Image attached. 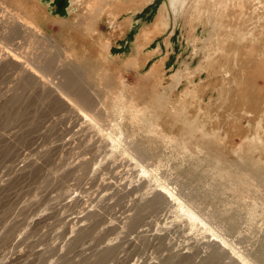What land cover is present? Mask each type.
I'll return each mask as SVG.
<instances>
[{
  "label": "rangeland",
  "instance_id": "obj_1",
  "mask_svg": "<svg viewBox=\"0 0 264 264\" xmlns=\"http://www.w3.org/2000/svg\"><path fill=\"white\" fill-rule=\"evenodd\" d=\"M197 1L0 0V264H264V19Z\"/></svg>",
  "mask_w": 264,
  "mask_h": 264
},
{
  "label": "bare ground",
  "instance_id": "obj_2",
  "mask_svg": "<svg viewBox=\"0 0 264 264\" xmlns=\"http://www.w3.org/2000/svg\"><path fill=\"white\" fill-rule=\"evenodd\" d=\"M177 1H180L182 4H186L187 2H189V0H170V3H171V5L173 6V7H175V3L177 2ZM208 0H198L197 1V3L196 4H194V8H191V12L193 13V12H198V13H203V11L205 10V8L208 6V2H207ZM223 1H225V2H230L233 6H234V10L235 11H237L240 7L241 8H253V9H255V12L256 13H258L259 15H260V17L261 18H263L264 19V0H223ZM95 2V1H94ZM152 2V0H124V3L127 5V6H125V8H126V10H127V12L130 10V9H132V8H136V10H138V9H142V8H145L146 6H148L150 3ZM102 3V2H101ZM107 3V2H106ZM108 5V4H107ZM107 5H104V6H107ZM94 7V6H93ZM111 7V6H110ZM191 7H192V5H191ZM90 8V7H89ZM109 8V7H108ZM113 8H115V7H113ZM113 8H112V10H113ZM143 10V9H142ZM136 12V11H135ZM136 14V13H135ZM201 16V15H200ZM199 16V17H200ZM190 17H192V15H190ZM165 18H166V10H165V8L164 7H162V8H160V12L158 13V16L156 17V20L154 19V22L151 24L152 25V27H149V29H151L153 32H154V34H156V33H158V32H160V30L162 29V27L164 26V24H165ZM127 19H129V18H127ZM126 19V20H127ZM125 20V21H126ZM191 19L190 18H188V21L189 22H191L190 21ZM143 29V28H142ZM152 31H149L148 29H143L142 30V32L138 35V37H137V42H136V46L138 47V45H139V40H141V39H144V38H146V36H149V35H151L153 32ZM155 31H157L156 33H155ZM142 37V38H141ZM153 37V36H152ZM152 37L150 38V39H152ZM246 37H248V35H246V36H239V40L240 39H244V38H246ZM149 39V40H150ZM263 45H264V42L262 43ZM261 49H262V56H261V63H257V67H259L260 69H264V68H262L261 66H263L264 67V47H261ZM138 52V51H137ZM252 52H253V48H252ZM239 57H240V59L243 61V64H241L242 65V67L243 68H245V60H247L248 58H246V55H247V57L250 55V53H249V50L247 51L245 48H244V46L242 45V44H237V53H236ZM261 72H264V71H261ZM252 73H256V72H252ZM211 75V73H209L208 74V76H210ZM257 86H258V81H256V83H255V85H254V87L255 88H257ZM262 89H263V87H261ZM244 99H246V96H242L241 97V100H244ZM82 118H84L85 120H89V115L88 114H86L85 112H79L78 113ZM107 114V113H106ZM84 121V120H83ZM102 122V121H101ZM89 123V122H88ZM95 123V122H94ZM102 125V124H101ZM94 126V125H93ZM92 126V127H93ZM83 127V126H82ZM95 127V126H94ZM99 127V126H98ZM97 127V125H96V129L98 128ZM90 128V127H89ZM93 129V128H92ZM100 130H98V133L101 135V137H102V139H103V141H105V143H107L106 141H108V142H111V141H109L108 140V138H106V136L107 135H105L104 133H101V132H104V131H101V128H99ZM93 130H95V129H93ZM111 130V129H110ZM90 131V130H89ZM96 131V130H95ZM107 132V131H106ZM94 133V132H93ZM114 133V132H113ZM117 133V132H116ZM91 134V133H90ZM96 134H97V131H96ZM115 134V133H114ZM118 134V133H117ZM116 134V135H117ZM99 135V136H100ZM256 136V135H255ZM110 137V136H109ZM263 138V137H262ZM110 139H111V137H110ZM112 140V139H111ZM114 142V141H113ZM112 142V143H113ZM121 142V141H120ZM66 143V142H65ZM72 143V142H71ZM104 143V144H105ZM117 144V143H116ZM114 145V144H113ZM255 146V145H254ZM263 146V145H262ZM93 147V146H92ZM115 147V146H114ZM119 147V146H118ZM115 149V148H114ZM222 149V148H221ZM251 149V148H250ZM254 149V148H253ZM256 149V148H255ZM219 150H220V148H219ZM231 150V149H230ZM91 151V150H90ZM114 151H116V150H114ZM233 151V150H232ZM250 151V150H249ZM251 152H253V151H251ZM222 154V153H221ZM106 157V156H105ZM227 157V156H226ZM252 157V156H251ZM126 160V159H125ZM120 161V160H119ZM251 163L252 164H255L254 163V161H251ZM109 164V163H108ZM112 167V166H111ZM122 167V166H121ZM240 167V166H239ZM142 168V167H141ZM124 170V169H123ZM123 173V172H122ZM110 174V173H109ZM114 174V173H113ZM121 174V173H120ZM126 175V174H125ZM147 175V174H146ZM112 176V175H111ZM113 176H115V175H113ZM149 176V175H148ZM152 176V175H151ZM121 177V176H120ZM123 177V176H122ZM150 177V176H149ZM145 178V177H144ZM137 180V179H136ZM155 180V179H154ZM110 181V180H109ZM131 182V181H130ZM158 182V181H157ZM126 183V182H125ZM152 184H153V182H151ZM155 183V182H154ZM123 184V183H122ZM134 184V183H133ZM155 185V184H154ZM159 186V187H158ZM136 188V187H135ZM152 191H157V193L159 194V195H161V197H163L164 199H166V201H167V205L169 206V207H177L176 208V210H179L178 209V207L180 208V209H184V208H182V205L178 202V200H177V196L175 197L174 195H173V193L169 190V189H167L166 188V186L164 187V185L162 186H160V184L159 185H157V186H153L152 185ZM128 189V188H127ZM121 194V193H120ZM117 195V194H116ZM132 197V196H131ZM127 198V197H126ZM130 200H132V199H130ZM180 200V199H179ZM115 201V200H114ZM158 201V200H157ZM152 202V204H154V205H156L155 204V202H156V200L154 199V200H151L150 201V203ZM118 203V202H117ZM132 203V202H131ZM125 204V203H124ZM133 204V203H132ZM116 205V204H115ZM120 205V204H119ZM184 205V204H183ZM122 206V205H121ZM139 207V206H138ZM184 207V206H183ZM104 209V208H103ZM135 209H136V206H135ZM140 209V208H139ZM151 209V208H150ZM175 209V208H174ZM127 210V209H126ZM187 210V209H186ZM148 211V210H147ZM189 211V210H188ZM187 211V212H188ZM149 212V211H148ZM161 212V211H160ZM170 212V211H169ZM181 212V211H180ZM180 212H175V213H180ZM185 212V211H184ZM143 213V212H142ZM182 213V212H181ZM180 213V214H181ZM186 213V212H185ZM184 213V214H185ZM190 213V212H189ZM164 214V213H163ZM119 215V214H118ZM182 215V214H181ZM188 215H190L191 216V218L193 217L192 216V214H188ZM144 216V215H143ZM129 217V216H128ZM118 218V217H117ZM162 218V217H161ZM179 218V217H178ZM72 219V218H71ZM114 219V218H113ZM137 219V218H136ZM145 219V218H144ZM152 219V218H151ZM128 220V219H127ZM157 220V219H156ZM117 221V220H116ZM133 221V220H132ZM153 221V220H152ZM170 222V221H169ZM151 223V222H150ZM158 223V222H157ZM108 225V224H107ZM150 225V224H149ZM152 226V225H151ZM142 227H143V225H142ZM149 227V226H148ZM130 229V228H129ZM149 229V228H148ZM159 229V228H158ZM142 230V229H141ZM89 234V233H88ZM163 235V234H162ZM216 236V235H215ZM218 236V235H217ZM89 237V236H88ZM93 238V237H92ZM111 240V239H110ZM222 240V239H221ZM220 240V241H221ZM224 241V240H223ZM225 242V241H224ZM100 243V242H99ZM157 243V242H156ZM221 243V242H220ZM105 244V243H104ZM222 244V243H221ZM224 245V244H223ZM88 246V245H87ZM189 247V246H188ZM227 247V246H226ZM230 250L231 249H233V247L232 248H229ZM235 250V249H234ZM234 252H236V251H234ZM238 253V252H237ZM158 254V253H157ZM155 256V255H154ZM241 256V255H240ZM116 257V256H115ZM114 257V258H115ZM237 257H239V256H237ZM153 259V258H152ZM241 259H243V258H241ZM246 261V260H245ZM242 263H244V260H243V262ZM247 264H249V263H247Z\"/></svg>",
  "mask_w": 264,
  "mask_h": 264
},
{
  "label": "trees",
  "instance_id": "obj_3",
  "mask_svg": "<svg viewBox=\"0 0 264 264\" xmlns=\"http://www.w3.org/2000/svg\"><path fill=\"white\" fill-rule=\"evenodd\" d=\"M61 1L62 0H58V7L61 6Z\"/></svg>",
  "mask_w": 264,
  "mask_h": 264
}]
</instances>
